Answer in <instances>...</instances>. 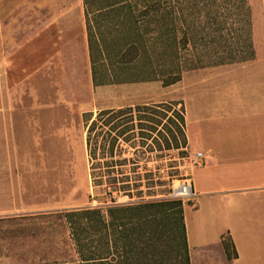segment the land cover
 <instances>
[{"label":"rangeland","instance_id":"obj_1","mask_svg":"<svg viewBox=\"0 0 264 264\" xmlns=\"http://www.w3.org/2000/svg\"><path fill=\"white\" fill-rule=\"evenodd\" d=\"M50 1L0 0V264L77 262L62 213L83 208L106 209L111 204L105 200L104 189L92 185L85 113L96 116L100 110L184 101L180 86L163 84V66L169 62L161 59L158 42L151 48L154 73L150 71L149 75L146 71H131V68L126 73L113 67V22L109 24L106 18L92 17L91 27L97 34L95 38L99 39L95 44L100 51L96 55V71L100 82L108 84L94 90L83 77L66 75L65 70L53 68L49 64L54 56L52 29L45 22L46 14L34 9ZM62 1L71 6L83 5V0ZM244 15L228 19L227 30L246 28ZM205 21L202 14L197 22L203 26ZM97 24L102 30L101 38ZM201 28L196 32L200 39L206 37ZM224 38L227 41L221 39L220 43L228 42L234 49L245 42L244 37L233 31H226ZM198 45L194 53L184 50L179 56L181 64L187 67L184 73L220 66H213L221 61L205 52L204 42L199 41ZM237 57L238 62L232 64L243 63L241 58L246 56L238 53ZM224 59H229L228 54ZM189 61L192 63L187 64ZM135 75L159 79L125 82V77ZM162 123L167 125L166 121ZM140 142L135 139L117 146L114 159L131 160L122 168L116 167L117 170L128 172L132 177H136L134 169L142 174L150 170L162 177L164 184L156 188L143 187L142 197L135 196L137 190H133V199L118 197L115 193L119 204L142 199L167 200L171 182L183 181L190 171L187 149L150 150ZM98 156L103 163L113 160L110 153L104 156L102 150L98 151ZM188 204L184 203V207ZM157 245L155 256L159 264H178L179 252L172 250L170 239H159Z\"/></svg>","mask_w":264,"mask_h":264},{"label":"trees","instance_id":"obj_2","mask_svg":"<svg viewBox=\"0 0 264 264\" xmlns=\"http://www.w3.org/2000/svg\"><path fill=\"white\" fill-rule=\"evenodd\" d=\"M83 5L95 88L108 84L100 82L96 71V55L100 51L95 47L98 38H95L97 34L92 32L91 27L96 18H106L109 24L113 22V67L116 70L129 73L131 68V71H146L149 75L150 71L154 73L151 48L158 42L162 49L161 59L169 62L162 71L165 87L181 82L187 67L181 64L179 56L184 50L192 53L197 51L199 41L204 42L203 49L212 59L221 61L213 66L236 62L238 53L246 56L241 58V62L253 60L255 55L248 0H83ZM243 13L246 28L231 27L227 30L226 21L241 17ZM202 14L206 18L203 26L197 22ZM97 26L101 38L102 30ZM198 28L205 32L206 37L200 39L196 35ZM226 31H233L245 38L240 48L234 49L228 46V42L220 43L221 39L227 41L224 38ZM227 54L229 59L225 60ZM197 60L200 58L197 57ZM175 61V67L172 68ZM125 78V82L132 83L159 79L157 76L152 79L142 75ZM178 106L180 109H177ZM83 121L92 185L104 189L107 195L105 200L111 204L106 209L83 208L62 213L78 258L77 262L70 264H159L155 256L157 244L159 239L166 238L170 239L172 250L179 252L178 264H190L184 203L181 200L142 199L140 202L119 204V196L133 199L132 191L137 190L134 195L142 197L143 187L156 188L164 181L150 170L142 174L134 169L133 175L136 177L118 171V167L126 166L131 160L114 159L118 145L129 144L135 139H139L141 146H147L150 150L186 149L188 140L184 102L100 110L96 116L85 113ZM105 128L107 131H104ZM99 150L104 152V156L106 152L110 153L114 161L103 163L98 156ZM222 243L228 259L237 258L235 245L228 235L223 236Z\"/></svg>","mask_w":264,"mask_h":264},{"label":"crops","instance_id":"obj_3","mask_svg":"<svg viewBox=\"0 0 264 264\" xmlns=\"http://www.w3.org/2000/svg\"><path fill=\"white\" fill-rule=\"evenodd\" d=\"M248 4L253 60L185 72L177 83L186 108V149L206 158L192 177L196 198L184 207L190 264H264V0ZM34 9L46 14L52 29L49 64L95 90L84 5L52 0ZM225 235L235 259L227 257Z\"/></svg>","mask_w":264,"mask_h":264},{"label":"built area","instance_id":"obj_4","mask_svg":"<svg viewBox=\"0 0 264 264\" xmlns=\"http://www.w3.org/2000/svg\"><path fill=\"white\" fill-rule=\"evenodd\" d=\"M188 159L190 160L189 173L186 174V178L183 181L173 180L171 182L169 185L170 192L168 194L167 200H181L183 203L190 204L196 198L192 177L198 168H201L205 165L206 158L202 152H194L190 154Z\"/></svg>","mask_w":264,"mask_h":264}]
</instances>
